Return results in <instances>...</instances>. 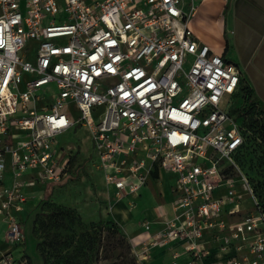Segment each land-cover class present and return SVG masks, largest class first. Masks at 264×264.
Instances as JSON below:
<instances>
[{"label": "built area", "instance_id": "2783aa9c", "mask_svg": "<svg viewBox=\"0 0 264 264\" xmlns=\"http://www.w3.org/2000/svg\"><path fill=\"white\" fill-rule=\"evenodd\" d=\"M0 8V264H28L25 249L19 258L8 249L26 244L27 189L68 176L70 151L58 137L77 127L113 198L138 195L158 171L175 175L173 218L129 240L138 264L174 241L187 243L186 264H264V211L236 161L242 75L196 38L193 0H0ZM246 198L254 212L234 220ZM141 226L150 233L149 222Z\"/></svg>", "mask_w": 264, "mask_h": 264}, {"label": "rangeland", "instance_id": "374dc122", "mask_svg": "<svg viewBox=\"0 0 264 264\" xmlns=\"http://www.w3.org/2000/svg\"><path fill=\"white\" fill-rule=\"evenodd\" d=\"M33 59L31 56L30 60ZM243 87L234 108L249 128L250 141L240 160L264 200V107L253 99L246 100L245 84ZM72 115L76 117L75 109ZM58 143L59 148L70 151L68 176L60 183L49 185L47 196L35 194L36 201L20 215L26 244L8 246V249L15 258L25 249L28 264H130L132 252L127 235L123 232L128 242L120 233L108 229L109 222L118 217L117 205L124 199L107 198L89 133L83 127L73 128L60 135ZM235 182L238 186L242 184L239 178H235ZM155 189L154 194L143 190L141 198L132 195L125 200L126 207H130L131 201L135 202L134 212L143 216V212L156 203V195L159 198ZM250 212H254V206L251 199L246 198L241 213L234 220Z\"/></svg>", "mask_w": 264, "mask_h": 264}, {"label": "crops", "instance_id": "0c3cea01", "mask_svg": "<svg viewBox=\"0 0 264 264\" xmlns=\"http://www.w3.org/2000/svg\"><path fill=\"white\" fill-rule=\"evenodd\" d=\"M193 1L197 10L191 20L190 28L196 38L221 55L227 62L238 67L243 84L252 89L254 99L264 107V0ZM99 172L107 198L111 199L113 195L108 193L102 172ZM32 174L27 175L28 180ZM174 179V174L162 170L151 176L148 184L136 195V199L142 197L143 190H149L151 194H154L155 187L158 189L159 198L156 195V203L144 211L143 216L134 212L137 204L134 208L126 207L125 200L131 196L123 198L124 202L117 205L115 211L118 219L114 220L130 241L140 243L146 240L150 234L153 235L163 229L165 222L173 218L172 203L176 196L171 184ZM49 185L51 183L35 185L27 189L29 200L25 205V212L28 211V205L36 201L35 194L42 193L47 196L46 191ZM36 186L38 188L34 189ZM159 212H163V218H159ZM145 221L151 224L150 233H146L141 226ZM3 232L4 225L0 222V247L4 248ZM205 241L206 248L213 255H217L219 253L217 244L209 236L205 237ZM186 246V242L174 241L164 247H153L147 259L141 264H186L190 260ZM175 254L179 255L176 259L173 258Z\"/></svg>", "mask_w": 264, "mask_h": 264}, {"label": "trees", "instance_id": "16d2710c", "mask_svg": "<svg viewBox=\"0 0 264 264\" xmlns=\"http://www.w3.org/2000/svg\"><path fill=\"white\" fill-rule=\"evenodd\" d=\"M245 86H246V88H245V89H246V90H245V91H246V97H245V99L248 100V101H249V100H252V99L255 100L254 97H253V91H252V89H251L249 86H247V85H245ZM243 89H244V87H243V79H242V81H241V87H240V92H239V94H238V98L240 97V95H241ZM255 101H256L257 103H259L257 100H255ZM259 104H260V103H259ZM261 106H262V105H261ZM233 112L238 116V118L240 117V116L236 113L235 108L233 109ZM239 120H240V118H239ZM240 122H241L242 127L244 128L245 143H244L243 146L241 147L239 153L236 155V161H237V163L240 165V167L242 168V170L245 172V174L248 176L249 180L251 181L252 186H253V188H254L255 195H256V197L258 198L259 205H260V207L262 208V210L264 211V200H263V198L261 197V195L259 194L257 186L254 184L252 178H251L250 175L247 173V171L245 170V168H244V166L242 165L241 160H240L243 151L245 150V148L247 147V145H248V143H249V141H250V135H249L250 132H249V128H248L247 126L244 125V123H243L242 120H240ZM260 137L262 138V135H260ZM108 229H110L112 232H118V233H120V235L122 236V238L125 239V240H127L125 234L123 233V231L121 230V228H120V226L117 224V222H115V221H111V222H109V224H108ZM127 242H128V240H127ZM128 245H129L128 248H129L130 252H132V248H131V245H130L129 242H128ZM129 262H130V264H138V262H137L135 256L133 255V253H132V259H131V261H129Z\"/></svg>", "mask_w": 264, "mask_h": 264}]
</instances>
